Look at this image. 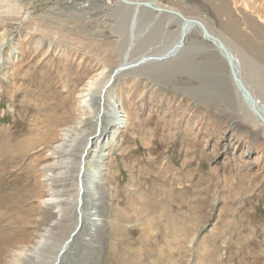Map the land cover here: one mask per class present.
<instances>
[{
  "label": "rangeland",
  "instance_id": "rangeland-1",
  "mask_svg": "<svg viewBox=\"0 0 264 264\" xmlns=\"http://www.w3.org/2000/svg\"><path fill=\"white\" fill-rule=\"evenodd\" d=\"M157 1L205 20L226 38L235 20L240 36L264 45L250 29L257 24L264 33V0H224L225 11L221 0H190L193 7L188 0ZM126 16L120 5L99 0H0V44L10 43L0 53V201L7 200V246L30 244L43 227L39 169L53 161L43 143L57 133L55 143L59 135L45 133L65 127L83 83L121 59L109 41L116 35L125 40ZM152 18L140 11L138 29L151 24L136 48L158 53L175 39V26L164 30V17ZM118 27L123 34L113 33ZM185 41L172 61L131 67L164 75L117 78L116 107L124 122L102 142L106 183L98 186L99 202L88 201L86 210L104 219L91 233L78 219L53 264H264V132L245 118L224 61ZM248 56L245 79L264 99V62ZM27 137L34 145L19 152ZM154 229H160L157 235L147 237ZM67 234L50 235L55 244ZM56 248L39 255L42 264Z\"/></svg>",
  "mask_w": 264,
  "mask_h": 264
},
{
  "label": "bare ground",
  "instance_id": "bare-ground-1",
  "mask_svg": "<svg viewBox=\"0 0 264 264\" xmlns=\"http://www.w3.org/2000/svg\"><path fill=\"white\" fill-rule=\"evenodd\" d=\"M99 1H103V3L106 5H111V3H114V5L118 4L123 9L129 11V18L128 16H126L127 25L125 40L121 41L120 35L115 34H123V30L118 27L119 32L113 30V33L116 35V39L114 40L116 43H114L113 40L109 41V44L113 46L114 50H116L115 53L121 55V59H119V61L114 66L111 65L112 69L109 72H106L107 70H105L104 68L103 70L94 73L87 80L85 79L86 81L83 83V86L76 94V106L73 112V116L70 117L71 119H69L71 121H69V123H65V127L57 126L53 128L51 126V128H48L49 130L47 129V133H45L46 135L49 134L51 131L55 130L59 132V135L55 143H53V141L55 140L57 133L50 138L46 137V141L45 143H43L44 146L47 147L46 155H51L53 157V161L50 163L46 162L47 164L43 165L41 169H39L40 173L42 174L41 176H43L42 180L44 183L41 189L45 187L43 194H40L41 198H38V200H40L38 201L37 206L43 216V219L41 217L40 221V224L43 227L41 228V230L36 229L37 231L35 234V239H33L32 241V237L28 239L30 244L17 245L15 243L10 247L7 246V241L10 240V237L7 236V200L5 199L3 201H0V210H2L0 211V264H26L28 263V261H31L32 263L36 264H42L40 260L41 256L39 255H43V252L47 248L51 247L52 251L54 247H57L56 250L52 252L51 257H49L50 262L48 264H53V260L58 256V254L61 255L63 251H65L63 241L66 240L69 234L77 228L78 219H81V229L84 226V228L86 227L88 231L86 230V228L85 230L89 233H91V229L93 228L94 231H97V225L102 224L104 218H101V212H87L86 210L88 201L91 203V206L97 203L98 200L96 199V196L97 198L99 196L98 186L100 187V185L105 182V156L102 157V153L100 152L102 142H104L105 139L111 136V134H114L115 131L120 129L121 124H123L124 122L123 115H121V113L117 111L116 107L117 105H121V103L120 98L114 91L115 82L117 78H119V76L123 74H133V77L135 78L141 76L142 73H147V79H149L150 75H164L163 73L159 74L161 72H154L153 68L151 70H132V66L146 63L152 65L153 63L151 61H172L178 57V55H176L177 52H179L180 54L182 49L186 47L187 41L185 40L190 41V44H194V46H205L224 61L232 87L239 99V102L242 104L244 112L246 114L245 118L247 120L248 118H250V120L248 121L251 122L252 126L256 128L258 127L264 132V124H262L260 118L253 110V107L249 103L245 94L240 93L239 89L233 82L228 63L221 49L217 47L215 41V38H218L229 50V53L231 54L234 60V69L236 70L241 80L246 84L247 88L255 96L256 108L261 114V116L264 118V104H262V100L264 101V99L258 93H255L254 88L256 87L250 85L247 82L248 80L246 81V69L244 64V60L252 59L248 56L250 54L255 55L259 58V60L264 62V45H257L254 42H251L244 34L240 36V30L237 21L234 20L230 22L229 28L227 29L229 38H226L223 33L214 30L210 25H208L205 20L187 17L179 10L162 6L157 0H125L128 2V4L122 3L121 0H110L109 2L108 0ZM140 1L150 2V4H152L153 6L163 7L164 9H169L171 11H177L181 13L185 19L183 18V20L178 15L170 11L156 13L160 11L154 9V12L153 8L150 6L139 5L138 3ZM188 1L191 7L195 5V2L190 0ZM87 6L88 5H86V3H83L81 8H85ZM220 7L221 9H223V11L227 9V5L224 3V0H221ZM141 10H146L152 13L153 18L158 15H162L164 17V30L170 28L172 25L175 26L174 29L170 30V33L175 36V39L170 43L167 49H164L158 53H152V48L149 47H147L144 51L139 47L136 48L139 36H142L145 33L144 31L149 28V24H151V21L149 20L150 22L146 23L143 28L138 29L136 24L138 22V18H140ZM191 19L201 21L205 29L211 34L212 37H207L203 33V30L200 28V26L195 22H191ZM248 22L250 23V21ZM250 29L256 36V38L260 39L264 43V33H261L259 26L257 24H253ZM159 42L163 43L162 40H160ZM7 45L10 46V43L7 44V40L0 44V53L3 52L2 47H7ZM13 49L14 48L10 49L11 53L8 54L9 56L14 54ZM129 51L130 54L128 58H126L125 56L128 54ZM1 62L2 60L0 59V65ZM156 64L158 63H155V65ZM124 67L127 68L124 70ZM259 88L261 89V87ZM90 134L92 135L91 138ZM81 138L83 139L82 143L80 142ZM42 140L45 139L42 138ZM89 140L90 147L87 148ZM34 143V137H27L21 142L18 151H22L25 153L26 149L32 147ZM85 151L86 153H84ZM80 164H82V167L84 169L83 173L80 170ZM72 172H74V174ZM82 186H84V188H81ZM68 187L70 189H68ZM136 192V190H133V193ZM95 199L97 201H95ZM78 203H80L79 207ZM44 206L48 209L42 210V207ZM33 210H35V208ZM71 213L74 214V218H72L73 216H70ZM171 213L174 215V211L171 210ZM15 219H17L16 221L22 220L21 217ZM86 222L89 226H86ZM72 223L73 225L71 226ZM67 230L68 234L66 235V237L58 239L54 244V241L52 240L50 234L62 235L63 233H66ZM159 230L160 229L152 230V235L147 237L156 236ZM89 233L87 236H89ZM142 235H139L138 237ZM130 236L132 238H138L133 237L131 234ZM21 241L25 240L21 239L18 242ZM49 244L54 245L51 246ZM160 251L163 254L166 253V251L162 248H160ZM43 264H46L45 256Z\"/></svg>",
  "mask_w": 264,
  "mask_h": 264
},
{
  "label": "water",
  "instance_id": "water-1",
  "mask_svg": "<svg viewBox=\"0 0 264 264\" xmlns=\"http://www.w3.org/2000/svg\"><path fill=\"white\" fill-rule=\"evenodd\" d=\"M123 2H126L125 0H122ZM138 3V2H137ZM139 5H145V6H150L155 10L158 11H165V12H173L174 14L178 15L180 18H184L183 15L177 11H171L169 9H164L163 7H156L153 6L152 4H150V2H139ZM185 19V18H184ZM183 19V20H184ZM187 19V18H186ZM191 22H195L197 23L200 28L203 30V33L207 36V37H212L211 34L205 29V27L203 26L202 22L196 19H191ZM216 40V44L217 47L221 49V51L224 54V57L228 63L230 72H231V76L233 79V82L235 83V85L237 86V88L239 89L240 93L245 94L246 98L248 99L249 103L251 104V106L253 107V110L255 111V113L257 114V116L260 118L262 124H264V118L261 116V114L259 113V111L256 108V100H255V96L253 95V93L247 88L246 84L241 80V78L238 76L236 70L234 69V60L231 56V54L229 53V50L227 49V47L221 42V40H219L218 38H215ZM167 56V55H166ZM111 81V80H110ZM81 202V201H80ZM80 203H78L79 205Z\"/></svg>",
  "mask_w": 264,
  "mask_h": 264
},
{
  "label": "crops",
  "instance_id": "crops-1",
  "mask_svg": "<svg viewBox=\"0 0 264 264\" xmlns=\"http://www.w3.org/2000/svg\"><path fill=\"white\" fill-rule=\"evenodd\" d=\"M210 173H213L212 171H210Z\"/></svg>",
  "mask_w": 264,
  "mask_h": 264
}]
</instances>
